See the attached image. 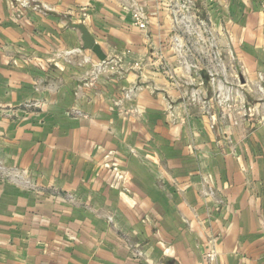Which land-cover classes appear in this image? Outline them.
Listing matches in <instances>:
<instances>
[{"label": "crops", "instance_id": "obj_1", "mask_svg": "<svg viewBox=\"0 0 264 264\" xmlns=\"http://www.w3.org/2000/svg\"><path fill=\"white\" fill-rule=\"evenodd\" d=\"M23 1L0 0V264H264V0H193L201 37L166 0Z\"/></svg>", "mask_w": 264, "mask_h": 264}, {"label": "built area", "instance_id": "obj_2", "mask_svg": "<svg viewBox=\"0 0 264 264\" xmlns=\"http://www.w3.org/2000/svg\"><path fill=\"white\" fill-rule=\"evenodd\" d=\"M23 3L27 4L28 2L25 0ZM166 6L172 14L175 24L181 26L187 34L201 37L205 23L197 15L193 0H166ZM129 12L132 24L140 29H146L148 20L144 8L137 5L131 8ZM211 45H214V43L211 42ZM211 56L212 59L210 64L207 65L206 71L210 82L216 87L217 92H221L225 85L218 76L219 69H222L223 63L217 48H213ZM130 95L131 92L129 91L125 94V97H130ZM249 110L250 114H254L259 111V108L254 106L249 108Z\"/></svg>", "mask_w": 264, "mask_h": 264}, {"label": "water", "instance_id": "obj_3", "mask_svg": "<svg viewBox=\"0 0 264 264\" xmlns=\"http://www.w3.org/2000/svg\"><path fill=\"white\" fill-rule=\"evenodd\" d=\"M81 31V39L83 41V46L85 48L91 49L99 59L103 60L105 58V53L102 51L101 47L95 42V39L90 34L89 30L83 24H75Z\"/></svg>", "mask_w": 264, "mask_h": 264}, {"label": "rangeland", "instance_id": "obj_4", "mask_svg": "<svg viewBox=\"0 0 264 264\" xmlns=\"http://www.w3.org/2000/svg\"><path fill=\"white\" fill-rule=\"evenodd\" d=\"M250 101V100H249ZM262 101V99L260 100V102ZM250 103H253V102H251L250 101ZM252 106L251 105H249V106H245V108H246V113L248 114L250 111H249V108H251ZM2 170V165H1V160H0V171Z\"/></svg>", "mask_w": 264, "mask_h": 264}]
</instances>
